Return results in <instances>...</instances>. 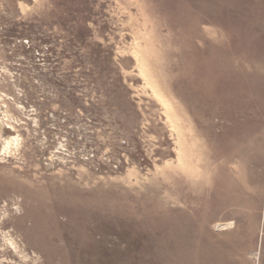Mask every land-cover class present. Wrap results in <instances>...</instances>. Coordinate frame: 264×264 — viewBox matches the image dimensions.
<instances>
[{
  "label": "rangeland",
  "instance_id": "374dc122",
  "mask_svg": "<svg viewBox=\"0 0 264 264\" xmlns=\"http://www.w3.org/2000/svg\"><path fill=\"white\" fill-rule=\"evenodd\" d=\"M0 264H264V0H0Z\"/></svg>",
  "mask_w": 264,
  "mask_h": 264
},
{
  "label": "bare ground",
  "instance_id": "6f19581e",
  "mask_svg": "<svg viewBox=\"0 0 264 264\" xmlns=\"http://www.w3.org/2000/svg\"><path fill=\"white\" fill-rule=\"evenodd\" d=\"M232 226V222L224 223V224H217L218 229L229 228Z\"/></svg>",
  "mask_w": 264,
  "mask_h": 264
}]
</instances>
